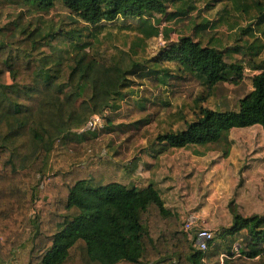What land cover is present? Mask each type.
<instances>
[{
  "label": "trees",
  "instance_id": "obj_1",
  "mask_svg": "<svg viewBox=\"0 0 264 264\" xmlns=\"http://www.w3.org/2000/svg\"><path fill=\"white\" fill-rule=\"evenodd\" d=\"M2 1L9 11L0 12V260L8 262L13 250L30 240L28 264H219L222 255V264H264V215L233 212L232 225L199 251L192 232L183 230L154 186L134 187L125 165L104 156L51 175L43 193L52 201L30 216L54 145L84 128L90 117L104 118L117 109L129 76L147 69L159 87L181 79L162 69L163 62L175 63L181 76L198 80L209 95L219 84L242 80L245 65L229 60L246 50L251 91L238 101L237 111L197 106L205 98L199 96L193 121L182 131L157 135L150 157L214 144L231 129L260 126L264 134V59H258L264 45L256 40L247 49L244 44L221 49L220 40L208 36L214 23L203 21L151 60L136 61L134 48L118 50L107 65L84 42L93 37L89 28L137 19L147 39L160 33L144 30L146 17L179 24L194 8L168 13L165 0ZM252 1L257 20L243 34L254 26L264 37V3ZM57 8L66 15L52 22L47 16ZM80 24L81 30L66 28ZM164 32L166 38L170 31Z\"/></svg>",
  "mask_w": 264,
  "mask_h": 264
},
{
  "label": "rangeland",
  "instance_id": "obj_2",
  "mask_svg": "<svg viewBox=\"0 0 264 264\" xmlns=\"http://www.w3.org/2000/svg\"><path fill=\"white\" fill-rule=\"evenodd\" d=\"M259 1L264 3L263 0ZM165 5L168 13L188 6L194 10L179 24L165 21L159 15L143 19L147 24L144 30L152 33L158 29V36L146 39L142 37L137 19L118 18L112 23H101L89 28L93 37L84 39V42L90 43L96 57L107 65L118 50L134 48L137 52L136 61L141 63L157 57L167 43H175L180 36L190 35L195 25L207 21L214 23L208 36L218 38L221 49L243 44L247 49L252 43L253 46L257 45L254 44L256 40L264 45L263 34L260 30L255 31L254 26L250 33L243 34V30L257 20L258 14L252 0H165ZM6 7L7 2L0 0L3 16L9 11L5 10ZM33 14L38 16L35 11ZM65 15L57 8L47 17L57 22ZM71 27L81 30L85 25L66 28ZM165 30L170 31L166 38L163 37ZM245 54L246 50H243V53L233 55L229 60L245 65L242 80L237 84H219L209 95L198 80L187 75L181 76L175 63H162V69L181 78L165 87L156 86L147 75V69L139 75L129 76V88L124 90L117 109H110L104 114L102 127L87 133L77 131L68 135L65 142L61 140L54 145L45 174L48 177L39 186L30 216L45 208L44 201H52V197L46 196L43 190L48 187L49 177L54 173L66 172L71 165H83L94 156H104L112 162L125 165L126 170L131 171L132 163L138 156L154 155L150 146L157 135L184 130L186 123L193 121L198 105L216 112L237 111L238 101L251 91L250 78L253 72L246 65L249 57ZM258 59H264V48ZM199 96L205 98L197 104ZM148 163L152 164V161ZM140 166L149 169L148 184H152L160 193L165 206L176 216L181 211L194 213L197 227L201 229L216 234L230 227L233 212L243 217L264 215V134L260 126L231 129L214 144L172 149L159 156L153 167ZM133 175L134 170L131 171L130 180L136 178V185H144L145 174L144 177ZM24 245L31 250L30 240ZM232 252L235 253V250ZM238 258L234 257V260Z\"/></svg>",
  "mask_w": 264,
  "mask_h": 264
},
{
  "label": "built area",
  "instance_id": "obj_3",
  "mask_svg": "<svg viewBox=\"0 0 264 264\" xmlns=\"http://www.w3.org/2000/svg\"><path fill=\"white\" fill-rule=\"evenodd\" d=\"M103 118L97 115H94L90 117L87 124L78 131V133H87V132H93L97 128L102 127ZM183 230L186 232H192L193 234V243L197 250L199 251H205L207 249L208 243L213 239L214 232L207 230V229H201L197 227V217L194 213L188 212L183 221ZM238 245H235L234 250L235 253L232 252L234 257H239L238 252ZM225 258L224 255L220 257L219 264H222V260Z\"/></svg>",
  "mask_w": 264,
  "mask_h": 264
},
{
  "label": "crops",
  "instance_id": "obj_4",
  "mask_svg": "<svg viewBox=\"0 0 264 264\" xmlns=\"http://www.w3.org/2000/svg\"><path fill=\"white\" fill-rule=\"evenodd\" d=\"M66 141V139H64L63 141H62V143L63 142H65ZM179 150V149H178ZM146 155V154H145ZM145 155H140V156H138L137 157V159L135 160V161H133V163H132V165H133V168H131V171H133L134 170V177H136L137 175L136 174H138L140 177H144V175L143 174H145L146 175V177H145V183H144V185H142V186H138V185H136L135 183H136V178H133L132 177V179H131V183H132V185L134 186V187H136V188H141V187H145V186H147V185H152V184H148L149 182H150V172H149V169H147V170H145V169H142L141 168V164H143V165H149L148 167H153L154 166V164H155V162H156V160L159 158H156V159H153L152 157H150V156H145ZM152 161V164L151 163H148V162H150V160ZM133 169V170H132ZM131 171L128 169V175H129V177L131 176ZM155 188V187H154ZM160 194V193H159ZM161 196V195H160ZM172 211V210H171ZM173 212V211H172ZM174 213V212H173ZM188 212H180L179 213V215H175L176 217H178V218H180L179 219V221L180 222H182L183 221V219H184V217H185V215L187 214ZM175 214V213H174ZM198 228H200V227H198ZM27 249V250H26ZM29 249H30V247L29 246H25V245H23V246H21L20 248H18V250H16V251H14V253L12 254V257H11V259L8 261V262H4V261H2V260H0V264H28L29 263V253H30V251H29ZM25 250L27 251V253H25Z\"/></svg>",
  "mask_w": 264,
  "mask_h": 264
}]
</instances>
